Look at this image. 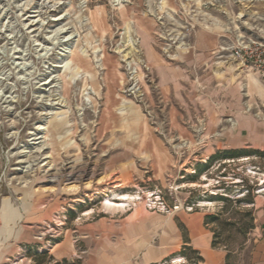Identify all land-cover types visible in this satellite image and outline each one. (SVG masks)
<instances>
[{"label": "rangeland", "instance_id": "obj_1", "mask_svg": "<svg viewBox=\"0 0 264 264\" xmlns=\"http://www.w3.org/2000/svg\"><path fill=\"white\" fill-rule=\"evenodd\" d=\"M223 1L264 3L0 0V90L13 96L0 103V264H81L94 232L121 224L136 208L151 227L179 224L183 241L182 221L209 214L206 227L214 247L226 252L225 264H248L254 207L239 200L245 187L264 194V156L216 153L208 170L188 179L196 163L208 161L206 146L219 134L208 131L206 104L226 114L214 73L219 78L227 65L240 63L241 77L230 75L242 111L264 121V101L248 100L246 75L264 80L230 56L238 37L264 40L263 22L250 19L205 58L189 52L194 32L213 28L207 12L221 17ZM58 27L72 34L69 54L47 40ZM13 59L28 65L15 68ZM175 66L184 75L182 100L170 77ZM164 75L171 78L165 85ZM46 78L52 81L40 85ZM48 96L58 102L55 113ZM224 119L235 124L232 115ZM34 131L41 137L31 139ZM118 195L130 198L122 207L107 205ZM59 240L76 252L56 258ZM190 250L188 259L168 264H192Z\"/></svg>", "mask_w": 264, "mask_h": 264}, {"label": "crops", "instance_id": "obj_2", "mask_svg": "<svg viewBox=\"0 0 264 264\" xmlns=\"http://www.w3.org/2000/svg\"><path fill=\"white\" fill-rule=\"evenodd\" d=\"M166 8L175 12L168 6ZM220 9L221 17L207 12L206 21L213 28L198 29L191 37L193 47L189 52H193L198 59L205 58V55L208 56L220 39H229L236 34H241V27L243 28L250 19L252 23H264V3L249 2L246 5L235 4L233 6L229 1H223ZM232 70L238 77H241L244 71L240 68V63H237V67L232 66L231 68L227 65L219 78L217 73H214L215 81L221 84L217 90H221L219 95L225 105L226 114L219 113L211 104H206L208 131L218 130L219 134L206 146L205 151L208 157L224 150L242 151L243 156L241 157H250L258 153L264 155V121L253 118L242 111L243 97L239 93L238 83L237 85L231 84V82L235 83L234 76L230 75ZM172 72L170 77L175 82V96L182 100L181 82L178 79L179 76H184L182 68L175 66ZM246 76L248 100L250 102L264 101V84L257 74L251 72ZM161 78L165 80L164 85L167 79L171 80L165 75ZM235 87L238 90H233ZM225 115H232L235 124L229 125L224 119ZM251 204L254 207L253 234L255 237L251 245L248 264H264V194L253 193ZM203 216L204 213H199V215L189 217L188 221H182L185 224L187 237L184 242L183 228L179 224L168 223L166 225V221L163 220L161 224L151 227L144 220L143 211L136 208L121 224L101 226L98 231L94 232L97 237L88 245L87 255L82 258L81 264H162V262L168 264V259L173 257L188 259L187 253L183 252V245L197 251L200 256L197 264H225L226 252L212 245V233L206 227ZM54 247L56 253L58 252L54 253V256L59 259H67L76 252L73 248L65 246L64 240L55 242ZM53 261L57 263L58 259Z\"/></svg>", "mask_w": 264, "mask_h": 264}, {"label": "bare ground", "instance_id": "obj_3", "mask_svg": "<svg viewBox=\"0 0 264 264\" xmlns=\"http://www.w3.org/2000/svg\"><path fill=\"white\" fill-rule=\"evenodd\" d=\"M115 1L116 2H121V0H115ZM34 22H35V20H31V22L28 23V24L32 25ZM65 32H66V28L65 27H58L57 29H54L52 31L51 35H49L47 37V40H50L52 42L51 45H54V44L62 45L61 53H63L64 55L69 54V52H71V48H70V46H68L67 42L72 37V34H65ZM48 48H45V49L47 50ZM46 50H45L44 54H46ZM15 58H17V56H15ZM66 58H67V56H65L64 57V60L62 61L63 62V66H65V64L67 62V59ZM12 64H13V66H15V68H24L26 65H28V63L25 62V61H18V60H14V59L12 61ZM51 78L44 79L43 82L40 83V85H46V84H48L49 81L51 80ZM46 100H48L47 103H48L49 107L50 108H54V111L52 110V113H55L59 108L58 107H54V105L57 104L58 102L55 101L54 98H51L49 96H48V98ZM12 101H13V96L6 95V94L3 93L2 90H0V103H6V104H8V103H10ZM37 128H38V130L39 129H44L45 128V125H40L39 124V126H37ZM31 133L33 135L31 139H34L35 140V139H38L39 137H41L39 135V132H35L34 131V132H31ZM129 198H130L129 195H122V196H119L118 197V199L120 201H109V200H107L106 203H107V205H110V206L122 207V206L125 205L124 201L128 200ZM204 203H210V202L205 201Z\"/></svg>", "mask_w": 264, "mask_h": 264}, {"label": "built area", "instance_id": "obj_4", "mask_svg": "<svg viewBox=\"0 0 264 264\" xmlns=\"http://www.w3.org/2000/svg\"><path fill=\"white\" fill-rule=\"evenodd\" d=\"M230 56L239 59L241 62L251 64L264 80L263 39L238 37L236 44L230 47Z\"/></svg>", "mask_w": 264, "mask_h": 264}, {"label": "trees", "instance_id": "obj_5", "mask_svg": "<svg viewBox=\"0 0 264 264\" xmlns=\"http://www.w3.org/2000/svg\"><path fill=\"white\" fill-rule=\"evenodd\" d=\"M216 153H221L220 156L216 155ZM215 154L209 156L208 158V161H206L205 163H196L195 166H194V173L189 175L188 179L191 181V182H195L198 177L203 173L205 172L206 170H208V167H209V164L211 163V161L216 157H221V159H228V158H235V157H241L243 156V152L242 151H239V150H224V151H220V152H216ZM257 155H262V154H257ZM264 156V155H262ZM243 181V179H242ZM243 194H242V198L239 200V201H244L246 203H251V196L253 195L254 191H255V188H249V187H245L243 190ZM206 199H208L209 201L210 200H213L212 196L210 197H205ZM211 215L207 214L205 215V218H204V223L207 224V219L210 218ZM184 242H186V237L184 238ZM212 245L214 246V240H212ZM187 245H183L184 247V250L183 252H186L189 251H192L193 254H196V257L193 258L191 256H189V260L191 258V262L192 264H197L199 259H200V256L197 254V251L193 250L191 247L190 248H187L186 247ZM193 259V260H192Z\"/></svg>", "mask_w": 264, "mask_h": 264}]
</instances>
